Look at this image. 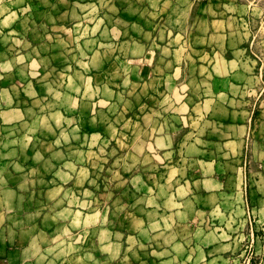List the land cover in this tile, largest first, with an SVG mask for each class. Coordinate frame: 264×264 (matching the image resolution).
<instances>
[{"label":"crops","instance_id":"crops-1","mask_svg":"<svg viewBox=\"0 0 264 264\" xmlns=\"http://www.w3.org/2000/svg\"><path fill=\"white\" fill-rule=\"evenodd\" d=\"M27 6L30 12L39 7L41 22L56 8L54 22L63 24L62 31H71L72 43H34L28 30H22V24L31 22V15L24 14L27 10L22 12ZM256 6V0H0V264H127L130 257L137 262L132 264L227 262L220 228L209 231L207 203L188 219L182 207L167 205L175 195L160 198L153 190L149 195L156 197L155 206L136 213L142 226L130 233L127 224L113 221L112 206H96V180L86 178L82 189L81 178H64L72 157L63 154L58 159L55 153L109 149L117 100L112 92L87 97L82 91L120 87L112 83L114 68L122 72V79L138 85L202 89L200 102L210 104L206 113L202 111L205 118L239 117L232 113V104L248 81L241 72L248 71L250 58L264 69V48L253 47L255 32L249 29L258 23L264 27V19L258 22L254 17ZM76 7H82L83 14L75 18ZM60 38L68 36L58 34L56 41ZM103 70V80L96 81ZM79 73L82 78L77 79L83 82L75 81ZM191 94L184 98L188 106L194 103ZM169 96L165 104L170 108ZM85 102L93 108L83 111ZM148 102L141 103L142 115L137 116H161L162 110ZM144 130L141 126L138 140L148 131ZM65 134L73 136L71 142L62 138ZM49 159L54 171H46V178H31L32 169ZM165 161L174 166L172 159ZM201 180L206 190V178ZM199 194L208 199L216 193ZM252 211L250 223L254 218L263 233V213L254 207ZM170 216L175 224L164 222ZM178 219L196 223L194 239L164 238L167 231L175 232ZM152 226L153 235L158 234L146 244L144 234ZM98 229L105 239H99ZM130 239L137 244L135 254ZM150 246L162 254L146 258L144 248ZM256 249L246 262L264 264L263 240L257 241Z\"/></svg>","mask_w":264,"mask_h":264},{"label":"rangeland","instance_id":"rangeland-1","mask_svg":"<svg viewBox=\"0 0 264 264\" xmlns=\"http://www.w3.org/2000/svg\"><path fill=\"white\" fill-rule=\"evenodd\" d=\"M22 1L24 2L18 0V3ZM256 3L258 6L254 17L259 22L264 19V0H256ZM76 8L75 18L83 14L82 7ZM56 10H50L47 13V21L41 22L42 12L38 6L31 12L28 11V6L22 8L24 14L31 15V22L22 24V30L27 29L37 45H40L41 41L43 44H56V47L72 43L71 31H62L63 24L54 22L57 18ZM65 27L70 29L69 25ZM249 29L252 34L255 32L253 47L264 48V27L258 23L251 25ZM40 32L48 34L47 38L46 35L45 39L42 38ZM62 33L66 38L68 36V39L60 38L56 41L58 34ZM254 61L250 58L247 63L248 71L241 72V78L248 81L246 86L240 88L239 96L234 105L232 104L235 108L232 113L239 117L220 120L202 116V111L205 110L206 113L210 104L200 102L203 90L198 87L164 88L154 86L153 82L138 85L128 78L122 79V72L114 68L110 71L112 83L120 87H113L111 90L88 87L82 91L86 92L87 97L102 94L110 96L112 92L117 103L112 110L113 131L109 130V135L112 134L114 138L107 150L88 152L79 149L55 153L58 159L63 154L72 157L71 163L64 168V178H81L82 189L87 187L84 185L86 178H94L96 182L92 185L93 191L97 192L96 206H112L113 221L127 224L130 233L142 226L141 220L138 222L136 219V213L152 204L155 206L156 197L149 195L153 190L155 196L160 198L168 193L170 196L175 195L176 198L167 205L182 207L188 219L191 214H195V209L200 212L204 209L201 208L202 203H207L210 205L209 231L215 233L219 227V234H222L226 244L227 262L224 264H250L246 260L257 252V241H264V232L261 233L262 230L258 229L254 218L253 224L250 223L253 207L257 213H263L261 216H264V69ZM262 63L263 59L260 61V64ZM103 73L104 70L98 72L95 80L102 81ZM77 76L82 78V74L79 73L74 78L76 82H83L82 79H77ZM86 80L87 78L84 82ZM210 89L212 88H208V91ZM189 93L193 94L190 100L194 103L188 106L184 103V98ZM168 95L173 98L170 108L165 104ZM147 101L149 105H155L162 110V115L155 118L148 114L145 118L138 117L137 115H142L138 108L142 102ZM92 108L93 105L88 102L82 104L83 111ZM217 113L227 114L225 111ZM141 126L145 128L144 131H148L138 140ZM62 138L71 142L73 136L65 134ZM169 144L171 148L166 149L164 146ZM165 159H172L174 166H166L167 162H163ZM54 167L51 159L44 161L43 166L36 165L32 169L31 178H46L45 172H53ZM201 178H206V190ZM202 191H212L216 194L204 199L199 194ZM120 211L125 214L120 215ZM96 218L98 222L101 221L100 215L97 214ZM246 218H249L247 223ZM164 222L175 224L174 216ZM195 225V222L188 223L178 219L175 232L172 234V230L167 231L164 238L169 240L179 235L186 241H191L195 238ZM153 229L155 226L144 234L146 244L153 243L151 240L158 234L156 231L153 235ZM97 234L99 239H105L102 230L98 229ZM214 239L215 235H212L210 242ZM136 245L135 241L130 239L129 246L133 254L137 250ZM154 253L162 254L160 248H144V254L148 256L146 258L154 259ZM129 255L131 256V253ZM127 261V264L137 263L133 257Z\"/></svg>","mask_w":264,"mask_h":264},{"label":"built area","instance_id":"built-area-1","mask_svg":"<svg viewBox=\"0 0 264 264\" xmlns=\"http://www.w3.org/2000/svg\"><path fill=\"white\" fill-rule=\"evenodd\" d=\"M199 1H205V0H199ZM249 262H250V259H249ZM249 262H248V263H249Z\"/></svg>","mask_w":264,"mask_h":264}]
</instances>
